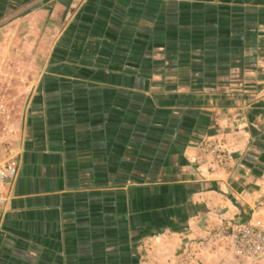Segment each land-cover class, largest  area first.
<instances>
[{
	"label": "crops",
	"instance_id": "1",
	"mask_svg": "<svg viewBox=\"0 0 264 264\" xmlns=\"http://www.w3.org/2000/svg\"><path fill=\"white\" fill-rule=\"evenodd\" d=\"M2 58L0 264H264L229 240L264 224V0H0Z\"/></svg>",
	"mask_w": 264,
	"mask_h": 264
},
{
	"label": "built area",
	"instance_id": "2",
	"mask_svg": "<svg viewBox=\"0 0 264 264\" xmlns=\"http://www.w3.org/2000/svg\"><path fill=\"white\" fill-rule=\"evenodd\" d=\"M12 115L4 99L0 98V220L2 209L6 206L10 188L15 184L20 173V161L11 154L12 146L17 141L16 132L11 124ZM210 154L228 161L230 153H222L219 145H211ZM230 239L234 252L248 259H260L264 256V224L249 222L232 228Z\"/></svg>",
	"mask_w": 264,
	"mask_h": 264
},
{
	"label": "rangeland",
	"instance_id": "3",
	"mask_svg": "<svg viewBox=\"0 0 264 264\" xmlns=\"http://www.w3.org/2000/svg\"><path fill=\"white\" fill-rule=\"evenodd\" d=\"M6 65L4 64V61H3V58L0 60V98L2 97L6 103V105L8 106V108L10 109V112H11V115H12V118H13V115H15L16 111L19 109V106H18V103L16 101V99L14 100H9L8 99V94H9V90L10 88H12L11 84L13 83V81L15 82L14 79L17 80V78H19V76H16V78H14L12 75H10L9 73H7V71H4V69H6L5 67ZM21 79L24 80L23 76H20ZM16 93H19L18 89L15 90ZM12 124V123H11ZM209 147H207V152L208 154H210L209 152ZM21 153H22V145H21V140L20 139H17V141L13 144L12 146V150H11V154L12 155H16L17 158L19 159L20 161V156H21ZM213 155V154H212ZM4 156V152L1 151L0 153V157L3 158ZM215 156V155H214ZM217 157V156H215ZM232 157V155H231ZM217 159L219 160L220 163L222 164H226L228 161H225V160H220L219 159V156L217 157ZM20 174V173H19ZM19 177V176H18ZM231 234V232H230ZM230 234H229V240L231 242V239H230ZM232 244V242H231ZM233 248V247H232Z\"/></svg>",
	"mask_w": 264,
	"mask_h": 264
}]
</instances>
